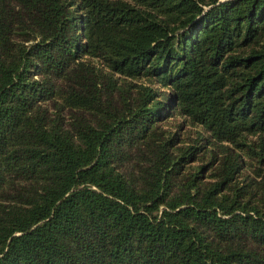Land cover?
<instances>
[{"label":"trees","instance_id":"16d2710c","mask_svg":"<svg viewBox=\"0 0 264 264\" xmlns=\"http://www.w3.org/2000/svg\"><path fill=\"white\" fill-rule=\"evenodd\" d=\"M0 264H264V0H0Z\"/></svg>","mask_w":264,"mask_h":264},{"label":"rangeland","instance_id":"374dc122","mask_svg":"<svg viewBox=\"0 0 264 264\" xmlns=\"http://www.w3.org/2000/svg\"><path fill=\"white\" fill-rule=\"evenodd\" d=\"M177 123H179L178 118H171L167 121L166 126L174 130ZM179 133L181 135L182 143H190L189 141H191L196 136V128L191 125L182 126V128L179 130Z\"/></svg>","mask_w":264,"mask_h":264}]
</instances>
